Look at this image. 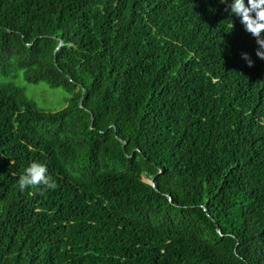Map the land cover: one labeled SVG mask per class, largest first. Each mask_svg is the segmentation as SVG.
<instances>
[{"label": "trees", "instance_id": "16d2710c", "mask_svg": "<svg viewBox=\"0 0 264 264\" xmlns=\"http://www.w3.org/2000/svg\"><path fill=\"white\" fill-rule=\"evenodd\" d=\"M255 51L227 0H0V264H264Z\"/></svg>", "mask_w": 264, "mask_h": 264}, {"label": "clouds", "instance_id": "9594fccd", "mask_svg": "<svg viewBox=\"0 0 264 264\" xmlns=\"http://www.w3.org/2000/svg\"><path fill=\"white\" fill-rule=\"evenodd\" d=\"M224 3L225 0H220ZM229 13L239 18L244 30L255 40V57L264 60V0H227ZM241 58L246 66L252 67V61L247 53H241ZM102 131V130H100ZM46 185L53 187L50 177L46 175V167L43 163L33 161L29 163L22 175L18 178V186L23 189L25 186Z\"/></svg>", "mask_w": 264, "mask_h": 264}, {"label": "rangeland", "instance_id": "374dc122", "mask_svg": "<svg viewBox=\"0 0 264 264\" xmlns=\"http://www.w3.org/2000/svg\"><path fill=\"white\" fill-rule=\"evenodd\" d=\"M3 83H11L23 90L27 99L43 111H59L66 105L68 94L61 88H51L44 82L28 83L18 71L12 76L1 79Z\"/></svg>", "mask_w": 264, "mask_h": 264}, {"label": "water", "instance_id": "95a60500", "mask_svg": "<svg viewBox=\"0 0 264 264\" xmlns=\"http://www.w3.org/2000/svg\"><path fill=\"white\" fill-rule=\"evenodd\" d=\"M59 46H61V43L59 44ZM79 106L81 107V99L79 100ZM147 183H148L150 186H152L153 188H155V185H154L153 180H149V181H147Z\"/></svg>", "mask_w": 264, "mask_h": 264}]
</instances>
